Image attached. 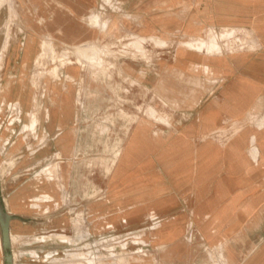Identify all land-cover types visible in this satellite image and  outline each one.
I'll return each mask as SVG.
<instances>
[{
	"label": "rangeland",
	"instance_id": "1",
	"mask_svg": "<svg viewBox=\"0 0 264 264\" xmlns=\"http://www.w3.org/2000/svg\"><path fill=\"white\" fill-rule=\"evenodd\" d=\"M223 1L228 0H0L1 133L8 124L14 139L31 138L33 124L50 117L46 126L59 134V146L63 134L72 137L74 181L55 192L66 202L42 206L65 214L68 226L16 234L13 264H249L259 255L264 261V90L242 117L230 116L224 66L228 53L264 50L255 13L250 8L231 23L212 19L200 34L183 29L200 6ZM140 5L150 6L148 16L176 21L145 41ZM44 42L47 55L40 63ZM186 46L201 52L189 67L178 57ZM53 54L73 64L53 75ZM77 57L104 70L83 69ZM146 128L140 151L118 175L128 139ZM242 135L251 165L233 152L227 195L223 157L217 158L215 180L204 179L205 172L200 181L185 178L164 193L145 191L148 173L156 185L166 171L175 176L178 139H185L186 149L211 143L223 153L234 150ZM146 140L152 149L145 148ZM173 221L183 230L164 241L163 228ZM49 225L42 223V229Z\"/></svg>",
	"mask_w": 264,
	"mask_h": 264
},
{
	"label": "crops",
	"instance_id": "2",
	"mask_svg": "<svg viewBox=\"0 0 264 264\" xmlns=\"http://www.w3.org/2000/svg\"><path fill=\"white\" fill-rule=\"evenodd\" d=\"M148 7L150 6L140 5V11L143 16L140 33L145 35V41H152V37H147L148 34H152L154 30L164 28L166 24L174 23L176 20L174 17L167 18L165 14L148 16L147 13L150 12L148 11ZM200 7L184 23L183 29L186 33L195 32L200 34L203 27L211 23L212 19L216 20V18L219 20L218 23H231L234 19H238V17L242 18L243 13H248L249 9L253 8L252 11L255 13V17H252L253 24L257 20V32L264 39V0H228L227 2H218L215 6L209 5L204 10H201ZM217 12H220V14L216 15ZM226 14H228V17L225 16ZM207 52L209 51L206 50L204 55H207ZM199 53L201 52L194 51L187 46L181 48L178 51V57L182 60V63L186 64L182 66L189 67L187 62L198 58ZM28 62H30L29 55L25 56L23 64L27 65ZM224 66L225 71L228 72V114L230 116L240 115L242 117L252 106L255 97L264 90V50L253 54L246 51L228 53V62L226 61ZM216 69L222 70L218 66ZM209 119L215 120L213 117ZM49 121L50 117H47L43 123L38 120V122L33 124L31 138L29 134L18 138L19 135L17 134L18 139H14L15 135L12 133L16 131L11 126H8V124L5 128L6 133H1L3 119H0L1 193L5 208L11 215V235L16 236L18 233L34 234L53 228L56 230L60 228L66 230L68 226V218L65 214L57 216L56 214H51L47 209H42V206L45 204L65 203V198L61 194L57 196L55 192L57 194L61 193L60 190L65 188V184L74 181L73 175L71 176L72 168H69L71 167L70 161H68V157L72 153L71 134H63L64 136L61 137L64 143L59 146L57 141L60 138L56 140L59 134H50L54 132L55 128L48 129L46 126L50 123ZM22 130H25V127ZM143 131L145 132H134L132 137L130 136L128 139V149H126L123 155L122 162L118 168V175L124 172L137 155V152L140 151L142 137L149 135L147 128ZM150 143L146 140V149L149 147V149H152V144ZM13 145L16 147H12ZM247 146L248 141L245 135L240 136L234 143V150L226 149L223 153L219 147L211 143L208 146L197 149H186L185 139L180 138L176 141V152L174 155L176 156L175 163H173L176 168L175 176L171 177L167 173L168 171H166L167 176L162 174L160 184L156 185L154 184L156 183V176L153 179L152 173H148L151 183L145 187V191L148 190L149 195L164 193L172 185L174 186V183L178 186L181 185L182 179H192L193 182L200 181V174L205 172L209 174L204 179L208 178V181L211 179L215 180L217 178V158L223 157L224 160H221L220 163L223 162L225 166L224 193L227 195L229 182L228 163L230 162L232 165L233 152L235 151L237 156H241V164L245 166L251 165V158L246 153ZM56 154H59V157ZM8 155H17L12 165H6L1 161L2 158ZM149 165L151 167V164ZM230 173L233 172L231 171ZM231 179H233V176H230ZM48 221L50 222V228L42 229V223ZM173 222L163 228L166 235L164 241L176 237L183 230V227L178 222ZM262 260V257L259 255L255 261L249 264H264Z\"/></svg>",
	"mask_w": 264,
	"mask_h": 264
},
{
	"label": "bare ground",
	"instance_id": "3",
	"mask_svg": "<svg viewBox=\"0 0 264 264\" xmlns=\"http://www.w3.org/2000/svg\"><path fill=\"white\" fill-rule=\"evenodd\" d=\"M4 15V14H3ZM5 17V16H4ZM5 21V20H4ZM229 24H224V28H227ZM5 27V26H4ZM212 30V28H211ZM5 37V36H4ZM2 46V45H1ZM204 46V45H203ZM196 47V46H195ZM208 49H209V46H207ZM197 48H200V47H197ZM47 49H48V45L46 42H44V45H43V52L41 53L40 55V58H39V62L40 63H44L43 62V59L46 57L47 55ZM94 56V55H93ZM100 58V57H99ZM91 60V59H90ZM51 61L54 62V65L50 68L49 72L52 73L53 75H59V70L61 67H67L69 66V64H73V61H70L66 56H60V57H56L55 54L52 55L51 57ZM77 62H79L81 64V68L83 69H86L88 70L89 68H93L95 71L99 70V71H103L104 69L103 68H99L98 69V66L101 65V64H98L94 67H92V65L90 64V61H86L80 57H77L76 59ZM95 62V61H94ZM95 64V63H94ZM71 68V67H69ZM68 68V69H69ZM73 68V67H72ZM71 68V69H72ZM79 68V67H78ZM67 69V68H66ZM67 69V70H68ZM74 69V68H73ZM80 69V68H79ZM70 70V69H69ZM77 70V69H76ZM74 72V70H72ZM68 77L69 78H72L71 75L68 74ZM67 79V78H66ZM83 88V87H82ZM108 101V100H107ZM73 104V103H72ZM68 107V106H67ZM70 110V109H69ZM67 116V115H66ZM64 118V117H63ZM251 150V149H250ZM252 151V150H251ZM118 159H114L113 162H112V165H114L115 163H117ZM67 169V168H66ZM65 173V172H64ZM100 195V194H99ZM70 218V217H69ZM73 218V217H72ZM68 222V221H67ZM70 222V221H69ZM73 222V221H72ZM67 225V224H66ZM12 230V229H11ZM13 231V230H12ZM11 238L13 241H15V235H11ZM1 239V238H0Z\"/></svg>",
	"mask_w": 264,
	"mask_h": 264
},
{
	"label": "water",
	"instance_id": "4",
	"mask_svg": "<svg viewBox=\"0 0 264 264\" xmlns=\"http://www.w3.org/2000/svg\"><path fill=\"white\" fill-rule=\"evenodd\" d=\"M10 219L11 215L6 210L1 193V181H0V226H1V238L5 249V264H13V247L10 231Z\"/></svg>",
	"mask_w": 264,
	"mask_h": 264
},
{
	"label": "built area",
	"instance_id": "5",
	"mask_svg": "<svg viewBox=\"0 0 264 264\" xmlns=\"http://www.w3.org/2000/svg\"><path fill=\"white\" fill-rule=\"evenodd\" d=\"M57 157H59V154H56ZM15 159L13 160H7V159H4L3 160V163L6 164V165H12V162L14 161Z\"/></svg>",
	"mask_w": 264,
	"mask_h": 264
}]
</instances>
